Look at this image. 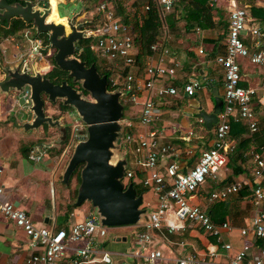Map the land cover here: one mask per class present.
I'll list each match as a JSON object with an SVG mask.
<instances>
[{
    "label": "crops",
    "instance_id": "1",
    "mask_svg": "<svg viewBox=\"0 0 264 264\" xmlns=\"http://www.w3.org/2000/svg\"><path fill=\"white\" fill-rule=\"evenodd\" d=\"M248 1L249 5L245 4L247 5L248 23L243 34V42L249 52L257 48V41L259 47L264 50V38L257 40L249 33L251 27H258L264 33V18L252 15L251 9L253 6L256 9L264 10V0ZM58 2L63 3L64 0H58ZM128 3L132 4L133 2L128 0ZM139 4V10H141L142 4ZM214 11L213 21L215 23L228 22V4L224 0H220L216 4ZM67 13L72 16L71 13ZM58 19L61 22L65 21V18L60 19L58 17ZM29 30L30 28H26L21 32L2 37L17 36ZM183 30V22H178L172 30H166L156 44L159 49L155 50L154 54L146 57L141 64L137 61L139 48L134 45L135 63L132 67L125 69L124 72H131L141 85L150 81L151 78L146 74L147 65L156 66L163 49L170 51V56L167 59L165 58L163 65L166 67L175 65L176 69L174 78L168 76L152 78L153 88L138 92L132 105L126 111H123V117L120 121L123 133L118 138L116 146L117 149H120V152L121 149H124L123 155L128 157L129 163L130 159L132 160V168L128 166L126 170L133 169L138 159L136 153L138 137L145 136L151 131H155L160 136L159 141L162 144L171 146V152L159 158L160 165L157 168L161 174L164 173V166L169 161H174L179 165V172H187L197 163L199 155L214 143L215 127L219 114L224 107L223 74L215 58L223 52L227 31L201 27H196L191 32ZM33 32L34 35L37 34L35 31ZM191 35L195 36L193 45H191L189 39ZM4 48L3 59L9 51L14 59V56L18 53L15 47L12 44H5ZM200 50L202 53H199ZM246 60L241 61V64L238 62L241 81L244 84L243 87L256 90L252 108L255 111L257 123L264 128V80L259 79L260 75L264 74H261L257 70L258 68H248L244 65V63L250 64ZM52 63L54 68L53 58ZM0 66L2 67L3 64H0ZM6 67L11 70L17 68L4 66L2 68L4 78L0 82L6 80V73L4 72ZM43 77L47 78V75ZM191 82L198 84L192 97L183 94L178 97H157L156 91L160 88L168 86L180 88L182 85ZM24 89H27V87ZM14 91L10 89L8 93L0 92V95L9 96ZM114 91L119 90L110 92ZM124 96L120 97V102ZM149 99L159 108V115L150 125L144 126L141 125L139 119L143 106ZM17 102L16 104H18ZM68 110L72 109L68 107L67 111L61 112L62 114L57 110L55 114L54 112L48 115L45 113L46 116L52 117L54 121L60 120L61 126L58 128H51L45 124L36 130H24L23 124L32 120V115L26 109V106L18 110L25 112L24 115L17 113L14 114L16 115L15 118L14 115L12 116L5 110V107L0 105V182L4 188V192L0 195V202L12 203L18 209L27 212L37 228L52 231L67 230L71 224L83 221L89 216L97 218L89 202H84L79 207L74 205L80 185V170H77V168L67 183H62V175L71 157V148H73V145L69 147L73 130H71V134H68L67 127L63 123ZM11 116L14 118L12 120L15 128L3 125V119H11ZM233 120L230 124L229 138L233 141L235 149L239 138L248 128L245 122ZM128 124H131L130 128L127 127ZM44 127L47 128L44 129ZM61 129H65V132H62ZM125 134H131L134 139L129 145L124 144L122 141ZM59 141H61V144ZM254 148L252 145L247 148V159L242 162L243 172L238 173L231 169L227 162L219 170L216 178H210V180H213V184L207 183L208 178L206 179V185L203 184L196 193L186 196V200L190 205L206 211L214 222L215 213L218 212V208H214L217 202L208 201L209 195L225 185L242 184L240 192L232 196L229 201L223 202L225 206L223 211L225 214L224 222L230 224L231 228L221 230L220 242L213 236L206 234L196 224L176 220L173 209L168 212L166 219L163 221V227L153 234L151 244L138 246L136 241L137 235L143 231L142 224L147 214L138 225L106 228L105 236L96 237L95 239L96 254L94 261L87 264H136V260L131 257V254L138 249L141 255H145L151 248H160L164 254L174 257L195 255L205 257L208 261L217 264H223L228 256L242 249L245 241L257 248H264V240H261L262 243L258 238L251 235L245 240L240 234L241 229L250 226L255 213L264 210V201L259 207L253 203V186L260 181L252 175ZM35 149L46 150V154L38 161L29 158L30 152ZM135 184L138 190L145 189L142 193L135 190L137 195L142 194L143 204L141 209H147L148 212L153 210L158 204L159 195L148 188L142 187L141 180L138 178H135ZM168 225L183 226V229H178L173 234H169L165 230ZM110 229L111 232H109ZM226 243L232 246L230 253L225 252L222 248L223 244ZM81 246V243H73L71 247ZM37 251V249L31 248L24 233L0 213V264H27V258ZM211 253H214L215 256L211 257ZM105 255L109 262L102 260ZM73 256V252L68 251L66 257L59 264H70Z\"/></svg>",
    "mask_w": 264,
    "mask_h": 264
},
{
    "label": "built area",
    "instance_id": "2",
    "mask_svg": "<svg viewBox=\"0 0 264 264\" xmlns=\"http://www.w3.org/2000/svg\"><path fill=\"white\" fill-rule=\"evenodd\" d=\"M129 1H141V13L143 15L149 9L145 0ZM174 1L158 0L159 4L167 10L170 9ZM219 1L208 0V6L214 9ZM224 1L228 4L227 36L223 52L215 58L223 74L224 107L219 114L215 127L214 143L199 155L197 163L187 172H179V165L174 161H169L164 166V173L161 174L157 168L160 165L159 158L169 154L171 146L162 144L159 141L160 136L155 131L138 137L136 141L138 159L133 169L125 171L123 180L131 179L135 172L143 173L145 178L141 180L142 187L148 188L159 195L157 206L147 213L142 224L143 231L137 235L138 246L151 244L153 234L163 227V221L166 219L168 212L173 209L176 220L196 224L206 234L213 236L219 242L221 241V230L231 228L227 222L216 225L206 211L190 205L186 200V196L196 193L206 179L216 178L219 170L226 165L228 155L234 150L233 141L229 138L231 120L245 122L250 133H255L258 129L256 114L252 108L256 90L240 85L241 73L238 60L246 58L251 64L264 67V50L259 47L257 41V48L249 52L243 42V34L248 23V13L240 7L239 0ZM32 2L38 3L39 7L42 8L50 7V0H33ZM96 12L103 14L102 24L95 30H85V32L88 38L93 36L95 39L90 45V50L97 57L106 60L115 67L110 76L111 87L121 91L123 96H127L130 101L134 102L138 92L153 88L152 78L157 76L175 77V65L171 67L163 65L165 58L167 59L170 56V51L163 49L157 60V65H147L146 74L151 78L150 81L141 85L131 72H126L121 80L118 71H125L135 63L133 54L135 36L128 27L121 24L120 20L115 17L114 9L107 4H100L96 8ZM249 33L257 40L264 38V33L258 27L249 28ZM5 44H12L15 47L18 53L14 57L21 61L20 70L25 69L26 74L30 77L46 76L52 71L53 54L50 45L43 43L31 32L24 31L17 36L0 37V58L5 54ZM151 49L155 51L159 48L154 45ZM199 53H202V51L200 50ZM75 55L77 57L78 53L75 52ZM119 68L121 69L117 71ZM197 87V83L191 82L182 85L180 88L174 86L160 88L156 91V94L159 98L164 96L178 97L180 94L192 97ZM21 93L28 105L30 95L28 89H24ZM158 115L159 108L149 99L143 106L139 121L141 125L148 126ZM127 127L130 128L131 124H128ZM86 137L85 125L81 122L75 123L69 147L77 142L85 141ZM122 141L124 144L129 145L134 139L131 134H125ZM45 154L46 150L35 149L30 152L29 158L38 161ZM252 159L254 163L252 175L255 179L260 180L253 186V203L259 207L264 201V148H261L259 152H255ZM241 189V183L225 185L214 190L209 195L208 201L227 202ZM3 192L4 188L0 182V195ZM0 213L24 233L31 248L38 250L27 258V264H59L66 257L68 251H72L74 255L70 264L91 263L94 261L96 254L94 248L96 237H103L106 234V228L101 226L97 218L92 216L71 224L67 230L52 231L37 228L27 212L18 209L12 203L0 202ZM178 229H183V226L168 225L165 227L166 232L169 234H173ZM240 234L245 240L249 235L264 240V210L257 211L251 220L250 226L241 229ZM73 243H81L82 246L73 248L71 247ZM222 248L227 253L232 250L229 243L223 244ZM210 256L213 257L215 254L211 253ZM131 257L136 260V264H217L208 261L205 257L195 255L187 257L166 255L160 248H151L145 255H141L137 249L131 254ZM102 260L109 262L106 255L102 257ZM223 264H264V248H257L245 241L242 249L228 256Z\"/></svg>",
    "mask_w": 264,
    "mask_h": 264
},
{
    "label": "water",
    "instance_id": "3",
    "mask_svg": "<svg viewBox=\"0 0 264 264\" xmlns=\"http://www.w3.org/2000/svg\"><path fill=\"white\" fill-rule=\"evenodd\" d=\"M23 1L24 4H9L0 0V22L20 18L31 24L37 34H47L50 48L55 50V66L66 73L72 84L79 85L80 90L66 81L53 84L43 76L30 77L25 69L6 67V80L0 82V92L8 93L10 89L22 92L27 87L30 95L26 109L32 120L23 124L24 130H36L45 124L51 128L61 126L60 120L54 121L45 115L43 95L52 104L60 100L63 106L71 108L85 125L87 133L85 141L77 142L71 148V157L62 175V183L66 184L82 165L74 205L79 207L89 202L99 224L108 229L138 225L148 210L141 209L142 194L137 195L131 184H123L128 157H118L116 153L124 111L120 102L122 93L110 92L106 77L101 76L94 65L86 66L74 55L76 45L88 38L83 29L86 22L77 23L78 13L70 16L65 12L69 28L66 33L64 25L47 21L50 7L42 8L31 0ZM61 130L65 132V129Z\"/></svg>",
    "mask_w": 264,
    "mask_h": 264
},
{
    "label": "trees",
    "instance_id": "4",
    "mask_svg": "<svg viewBox=\"0 0 264 264\" xmlns=\"http://www.w3.org/2000/svg\"><path fill=\"white\" fill-rule=\"evenodd\" d=\"M9 4L13 3H21L24 4L23 0H6ZM89 3L96 4L98 7L100 4L105 3L112 9H114V14L117 19L120 20L121 24L128 27L134 34V44L139 48V55L137 57L138 63H142L146 57L154 54L151 48L152 46L158 43L160 37L166 32V30H172L176 27L178 22H183L185 32H191L196 27H201L205 29H217L222 30L223 32L227 31L228 22H217L213 21V17L215 16V11L213 8L208 6V0H175L170 7V9H165L164 6L159 4L158 0H145L148 4V11L146 14L140 13L139 7L142 4L141 1L133 2L130 4V7L124 4L123 0H85ZM53 6L56 4L51 2ZM249 5L248 0H239L240 7L244 8L247 11V5ZM249 7V6H248ZM251 7V6H250ZM90 7H86L88 9ZM129 8L132 11V14L129 11ZM252 15L255 17L264 18V10L256 9L255 7H251ZM56 10V9H55ZM57 14V11H56ZM58 17V14H57ZM103 20V14L99 12H95L94 19L92 21H88L83 29L86 31H92L97 29ZM4 23V22H3ZM5 24V23H4ZM6 25V24H5ZM31 24L25 23L20 18H14L8 21L7 27L5 30L6 35H13L17 32H21L26 28H31ZM5 26H2V28ZM227 34V32H226ZM36 37L41 39L43 43L49 44V37L45 33L36 34ZM94 37L91 36L87 39L81 40L76 45V52L78 53V58L83 61L86 66L94 65L97 72L101 76H105L109 85L108 90H116V88L111 87L110 85V76L114 72L115 67L109 64L106 60L99 58L95 55V53L90 50V45L94 42ZM118 71V70H117ZM122 80L124 71H118ZM47 78L53 84H60L63 81H66L71 87L80 90L79 86H74L71 80L67 78L66 73L58 69L56 66L52 69L50 73L47 74ZM240 85L244 84L242 81ZM85 95H87L84 92ZM121 103L124 106V110L128 109L133 102L129 101L127 96L122 97ZM63 108H67L63 106ZM66 111V110H64ZM232 121V120H231ZM47 127H44L46 129ZM231 128V127H230ZM231 130V129H230ZM249 145L254 146V153L259 152V148H264V128L258 123V129L255 133H250L248 130L245 131L244 134L239 138L236 143L235 149L228 155V164L231 169L236 172H243L244 168L242 167V162H245L247 159V148ZM260 148V149H261ZM244 157V158H243ZM82 165L78 167L77 170H80ZM135 178L142 180L145 178V174L135 172L134 176L131 179H127L128 184H131L132 187L137 190V192L142 193L145 189L138 190L135 184ZM210 180V178H209ZM206 185V181L203 183ZM202 184V185H203ZM201 185V186H202ZM200 186V187H201ZM208 188V187H207ZM207 190V189H206ZM242 194V193H241ZM214 208H218V212L215 213V223L222 224L225 221V214L223 213L225 206L223 202H217ZM216 211V210H215ZM263 239H259L261 241ZM262 242V241H261ZM263 243V242H262ZM261 243V245H262Z\"/></svg>",
    "mask_w": 264,
    "mask_h": 264
},
{
    "label": "rangeland",
    "instance_id": "5",
    "mask_svg": "<svg viewBox=\"0 0 264 264\" xmlns=\"http://www.w3.org/2000/svg\"><path fill=\"white\" fill-rule=\"evenodd\" d=\"M57 1L58 0H52L51 2H54L55 4H57ZM123 1L125 2L124 4H126L127 6L130 7V4L128 3V0H123ZM87 6L90 7V8L86 9ZM50 8H52V13H51L50 18H48L47 21H52V22L54 21L56 24H62V25H64L67 28V30L69 32V28L66 25V21L61 22L58 19V17L60 19H64V12L69 11V13H71L72 15H74L76 13L79 14L78 18L76 20L77 23L78 22H82V23L86 22L87 23L88 21H92L94 19L97 7H96V4L89 3L88 1H85V0H64L63 3L59 2L57 4L58 17H57L56 10H55L56 9V5L53 6L50 3ZM129 11L132 14L133 10H131L129 8ZM140 13H141V10H140ZM4 23L0 22V37L4 36V34H5V30L4 29L8 28L7 27L8 21H4ZM2 26H5V28L4 27L2 28ZM32 30L35 31L33 29V27L31 26L29 32L34 34V32ZM189 39L191 41V45H193L194 40H195V36L191 35V36H189ZM50 50L54 54V49L50 48ZM245 60L246 59H239L238 62L241 64V61H245ZM246 61L248 62V60H246ZM0 64H3L2 67L0 66V80H2L4 78L2 68L4 66H10L11 68H15V67L19 68L20 64H21V61H20V59H17V58L13 59L12 56H11V52L9 51L5 55L4 59H3V57L0 58ZM244 65H246L248 68H255V69L258 68L257 70H259L261 72V74L262 73L264 74V68L263 67L256 66V65H253V64L251 65V63L250 64L249 63H244ZM259 79L260 80H264V75H260ZM253 86H255V85H253ZM43 99H44V103H45L44 104L45 113L47 115L49 113H52V112H54V114H55L57 111H59V113L62 114L61 112H64V110L67 111V108L64 109L63 105L61 104L60 101H57L56 104L53 105V104H51L50 102L47 101V97L45 95H43ZM17 101H18V104H16ZM0 105H1V107H5V110H7L9 114H12V116L14 114H17V113H19L21 115H24L25 112H21V111H18V110L20 108H22V107L24 108V106H27V104L25 102V98H23V96H22V93L21 92H17V91L11 92L9 96H6V95L5 96H1L0 95ZM14 116L16 118V115H14ZM12 119H14V118L12 117L11 119H7V118L3 119V122H4L3 125L4 126L5 125H9L11 128H15V125H14ZM78 122H80V119L78 118L77 114L73 110H68L67 114L64 117V121H63V123L67 127L68 134H71V130H73L74 124L78 123ZM122 133H123V131L121 129L120 130V136L122 135ZM116 153H117L118 157H122V156H124L123 155L124 154V149H121V152H120V149H116ZM131 165H133V163H132V160L130 159V163H129V160H128L127 167L129 166V168H132ZM123 183H125V185H126L128 183V180L124 179ZM207 183L211 185V184H213V180H208ZM109 232H111V229L109 230ZM109 235H111V234L109 233Z\"/></svg>",
    "mask_w": 264,
    "mask_h": 264
},
{
    "label": "bare ground",
    "instance_id": "6",
    "mask_svg": "<svg viewBox=\"0 0 264 264\" xmlns=\"http://www.w3.org/2000/svg\"><path fill=\"white\" fill-rule=\"evenodd\" d=\"M50 3H51V0H50ZM52 4V3H51ZM67 12H69V11H67ZM51 13H52V8H51ZM51 13H50V15H49V17L48 18H50V16H51ZM48 20V19H47ZM55 23V22H54ZM56 24V23H55ZM65 27V26H64ZM65 30H66V33H68L67 32V28L65 27Z\"/></svg>",
    "mask_w": 264,
    "mask_h": 264
},
{
    "label": "flooded vegetation",
    "instance_id": "7",
    "mask_svg": "<svg viewBox=\"0 0 264 264\" xmlns=\"http://www.w3.org/2000/svg\"><path fill=\"white\" fill-rule=\"evenodd\" d=\"M31 1H33V0H31ZM67 32H68V31H67ZM74 86H76V87H77V86H79V85L75 84ZM75 89H76V88H75Z\"/></svg>",
    "mask_w": 264,
    "mask_h": 264
}]
</instances>
